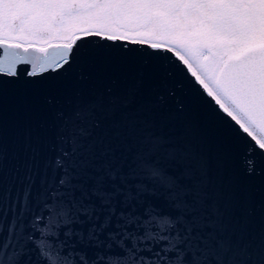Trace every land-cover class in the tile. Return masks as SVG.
<instances>
[{
    "label": "snow or ice",
    "instance_id": "1",
    "mask_svg": "<svg viewBox=\"0 0 264 264\" xmlns=\"http://www.w3.org/2000/svg\"><path fill=\"white\" fill-rule=\"evenodd\" d=\"M0 264H264V0H0Z\"/></svg>",
    "mask_w": 264,
    "mask_h": 264
},
{
    "label": "water",
    "instance_id": "2",
    "mask_svg": "<svg viewBox=\"0 0 264 264\" xmlns=\"http://www.w3.org/2000/svg\"><path fill=\"white\" fill-rule=\"evenodd\" d=\"M60 85L45 84L38 90H25L23 86H8L4 97V118L9 132L15 131L18 124L23 122L26 115H31V123L38 126L44 118L41 111L43 100L46 95L58 91Z\"/></svg>",
    "mask_w": 264,
    "mask_h": 264
}]
</instances>
